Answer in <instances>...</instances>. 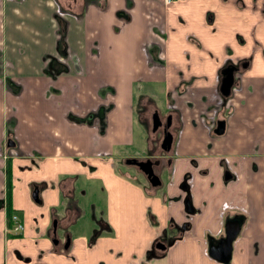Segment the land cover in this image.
<instances>
[{"label":"crops","instance_id":"crops-1","mask_svg":"<svg viewBox=\"0 0 264 264\" xmlns=\"http://www.w3.org/2000/svg\"><path fill=\"white\" fill-rule=\"evenodd\" d=\"M59 20L64 23L65 58H57ZM48 57H55L67 71L54 77L45 74ZM156 57L162 67L150 66ZM238 59H248L250 64L241 93L231 101L224 136L213 138L202 123L203 103L196 100L191 109L175 104L181 112V132L167 154L173 159L169 180L151 199V222L144 215L143 241L128 251V244L115 245L114 240L109 245L99 240L89 249L78 248L75 242V264H102L101 260L105 264H222L208 254L209 239L224 231L228 216L244 214L242 208L248 211V217H241L247 222L233 244L229 264H264V0H171L169 4L163 0H0L3 72L25 86L16 99L0 84V143L12 107H17V151L36 157L32 167L29 159L14 161L31 167L24 171L26 183L56 184L65 177L84 182L82 174L89 184L101 182L98 174L106 176L108 183L135 179L130 168L123 171L116 165L129 151L117 153L114 147L132 145L133 85L146 81L153 95L161 96L179 84L181 73L185 80L194 78L191 87L204 94L218 88L224 63ZM48 87L54 89L50 98L45 96ZM105 102L113 106L101 132L97 119L77 124L68 115L82 118ZM99 154L110 160H98ZM222 156L228 157L227 170L235 181L223 183ZM89 166L98 167L95 174L87 172ZM184 175H191L190 203L198 211L188 218L178 198ZM2 186L0 175V192ZM55 193L56 197L44 194L49 204L58 200ZM122 203L111 199L108 207L113 229L123 220L116 215L137 211L136 202L133 211L120 209ZM12 206L16 209L14 191ZM185 224L188 227L181 228ZM2 226L0 221V233ZM159 237L172 242L165 251L156 249L145 259ZM24 238L29 242L31 235L26 232ZM39 243L46 253L43 262L73 264L47 254L45 237ZM108 249L121 256L115 259ZM8 251L0 249V264H25Z\"/></svg>","mask_w":264,"mask_h":264},{"label":"flooded vegetation","instance_id":"flooded-vegetation-1","mask_svg":"<svg viewBox=\"0 0 264 264\" xmlns=\"http://www.w3.org/2000/svg\"><path fill=\"white\" fill-rule=\"evenodd\" d=\"M65 53L61 54L58 52L57 58L58 56L65 58L67 56ZM150 56H154L155 58V55ZM46 61L48 63L45 74L50 77L67 71L66 67L64 71H60L59 68L63 65L59 64L55 57H48ZM149 64L150 66L152 64L158 65V67L163 66V62L159 58L150 60ZM249 64L250 60L248 59L226 61L219 72L220 82L218 88L211 91L207 90L204 94H200L191 87L194 78L190 77L185 80L181 73L177 74L179 84L172 91L167 90L161 96L155 97L148 89L149 84L146 81L136 82L133 92V114L134 127L136 126L137 129H133L132 137L133 149L136 148V150L133 152L132 149L130 154L120 156L116 161L118 168L123 171L130 168L136 175V179L140 176L137 181H140L141 187L145 190L146 194H156L164 183L163 175L169 180L171 173L170 164L173 159L172 156L168 157L167 154L173 150L175 140L181 132V112L175 104L181 102L191 109L196 100L199 103H203L202 110H199V118L202 123L207 125L208 131L213 138L224 136L228 120L232 114L231 101L242 91V77L248 69ZM225 68H233L234 71L233 81L229 89L220 88L221 79L223 78L221 72ZM3 69V63L0 61V84L2 83L1 86H3L4 92H7L8 95L11 94L16 99L21 98L25 86L18 81L12 82L3 72ZM53 90V87H48L45 91V96L50 98ZM101 91L99 90L102 96ZM184 97H187V99H183ZM160 98L163 100L162 103H158V99ZM103 106L97 110L88 112L82 118L72 115L70 112L68 115L77 124L97 119L100 122L98 132H101L104 127V124H102L103 120L105 121V116L110 111L109 105ZM12 111V117L8 119L9 128L4 134L3 143H0V161L2 163L0 175L3 185L0 192V211H2L0 221L1 219L3 221V233H0V236L2 234L0 240L3 242L4 248L6 250L9 249L7 253L14 255L16 259L25 264H29L32 261L33 264H47V262L42 261L46 257V253L44 250L38 248L40 246V239L45 237L48 241L47 254L67 258L75 264V257L72 254L75 248V239L80 241L81 237L84 238V243L79 246L87 249L92 248L99 240L103 245L112 243L114 240L113 227L109 222L108 208L104 202L96 198L98 196L94 195V191L80 185L74 178L65 177L56 184L45 181L26 183L25 186L31 209H37L38 214L32 216L28 226H23L19 221L18 215L15 213L16 209L12 206V194L15 185L19 182V179L14 176V171H29L32 165L36 166L33 161L36 157L33 154L29 155L17 151V143L14 137L17 107H12ZM173 120L177 122L175 125ZM98 157H105L104 160H110L104 154H99ZM22 159H29L31 167L27 166L23 168L14 162L15 160L19 161ZM219 164L225 176L223 183L235 181V175H232L227 170L229 166L228 157L222 156ZM87 169L91 174L94 173L95 169H92L90 166ZM144 169H147L149 173H144ZM191 180V175H184L178 185V189L181 192V198L179 199L183 200V207H185L184 211L186 212L184 214L187 218L198 212L192 208L190 203L189 188ZM56 190L59 194L58 200L55 203L49 204L50 200L45 199L44 194H51ZM87 192L92 195L87 196ZM176 197H174V200H177ZM242 211L244 214L236 213V216H228V219H235L239 223V234L235 242L247 222V220L244 221L242 218L248 217V211L243 208ZM226 214L228 215L227 212L225 216ZM145 216L148 220L147 222H151L153 216L150 213L149 207L145 212ZM169 223L174 225L172 221H169ZM187 227L188 224H185L181 228ZM26 232L31 235L29 242L24 238ZM222 237H224V231L218 235L217 239L210 237L209 241H217ZM169 241H164V237L154 240L144 255L145 259L152 256L151 252L156 249L165 251L172 242ZM157 244L161 248H157ZM108 251L112 253V249H108ZM112 254L115 259L121 256V253Z\"/></svg>","mask_w":264,"mask_h":264},{"label":"rangeland","instance_id":"rangeland-1","mask_svg":"<svg viewBox=\"0 0 264 264\" xmlns=\"http://www.w3.org/2000/svg\"><path fill=\"white\" fill-rule=\"evenodd\" d=\"M123 21V20H122ZM134 86V85H133ZM158 95H155V97ZM163 100L162 98L158 99V103H162ZM106 105H109V109L111 108V106H113V104L109 103V102H105ZM108 107V106H106ZM131 116L133 117V121H132V128L135 129L136 126L134 127V114L131 113ZM137 129V128H136ZM124 133V132H123ZM126 133V131H125ZM133 137V135H132ZM132 138H131V142H132ZM135 146V143H134ZM117 147L115 148V151H117V153L119 151H124V150H128L130 154L131 150L134 148L133 145L131 146H114ZM114 147L111 148L114 149ZM136 150L133 149V152ZM115 153V154H117ZM77 159V158H75ZM94 161H98V160H104L105 157H97L98 160L91 158ZM92 169H96L94 170V174L97 171V166L95 167H91ZM131 173L133 174L134 172L130 169ZM88 172V170H87ZM28 174V172H22L19 170H15L14 171V176L17 177L19 179V182L15 185V189H14V205H16V210L15 213L18 215L19 221L23 224V226H28L31 218L33 215L38 214V210H32L31 209V204L28 200V196H27V190H26V175ZM118 174V173H117ZM84 177H86V174H82ZM82 177V180L84 182H79L80 185L82 186H86L88 187L90 190L94 191V195L98 196L96 197L98 200H101L102 202L105 203L106 207H110L111 206V199H118V201H122L123 203L119 206V208L121 209H127L132 210L133 211V203L136 202L137 203V211L133 213H125L123 215H116V217H121L124 220V224H123V220L120 219L118 220L119 225H115V228L113 229V236H114V244L117 245L119 244H123L126 243L128 244L127 247H129L127 249V251L132 248L134 245H137L138 243L143 241L144 235H146L145 229H144V215H145V209L147 207L151 206V202H152V197L153 195L151 194H145L142 190L141 187V183L140 181H137L138 178L136 179V175H135V179H128L129 182H126V180H118L117 182H112L109 184L108 183V179L106 176L98 174L96 177H99L100 181L94 182L91 181L90 184L88 182H86V179ZM91 178V177H90ZM124 181V182H122ZM168 181V178H166V176H163V182L164 184H166ZM131 183V184H130ZM107 188V191L105 190V187ZM143 192V193H142ZM52 197H56V193H51ZM87 196H90L92 194H90L89 192L86 193ZM158 198L159 195L157 196ZM139 217L142 218V220H139ZM125 218V219H124ZM128 218V219H127ZM1 225H3V221L1 219ZM76 236V235H75ZM82 237L80 238V241L78 239H75L76 244L78 245L79 248H83L80 247L79 245L83 244L82 241ZM0 249L3 251L4 250V244L3 242L0 240ZM104 250V247H101V251ZM81 251H79V253H81ZM83 253V252H82ZM100 254V253H99ZM98 254V255H99ZM102 264H105V262L103 260ZM118 263V262H116ZM118 264H123L122 261H119ZM125 264H130L129 261L125 262Z\"/></svg>","mask_w":264,"mask_h":264},{"label":"water","instance_id":"water-1","mask_svg":"<svg viewBox=\"0 0 264 264\" xmlns=\"http://www.w3.org/2000/svg\"><path fill=\"white\" fill-rule=\"evenodd\" d=\"M233 68H225L222 70L221 74L223 78L221 79L220 88L229 89L233 81ZM144 173H149L147 169H144ZM178 198H181L179 196ZM189 208V206H188ZM239 234V223L235 219H228L224 223V237L209 241L208 254L217 260L219 263L228 264L231 259V253L233 251V243L235 242ZM159 245L157 244V248Z\"/></svg>","mask_w":264,"mask_h":264},{"label":"trees","instance_id":"trees-1","mask_svg":"<svg viewBox=\"0 0 264 264\" xmlns=\"http://www.w3.org/2000/svg\"><path fill=\"white\" fill-rule=\"evenodd\" d=\"M58 43H57V51L60 52L61 54L65 53V44H64V23L59 20V29H58ZM59 63V62H58ZM61 64V63H59ZM60 71L65 70V66H60Z\"/></svg>","mask_w":264,"mask_h":264},{"label":"built area","instance_id":"built-area-1","mask_svg":"<svg viewBox=\"0 0 264 264\" xmlns=\"http://www.w3.org/2000/svg\"><path fill=\"white\" fill-rule=\"evenodd\" d=\"M164 1V3H166V4H169L170 2H171V0H163Z\"/></svg>","mask_w":264,"mask_h":264}]
</instances>
